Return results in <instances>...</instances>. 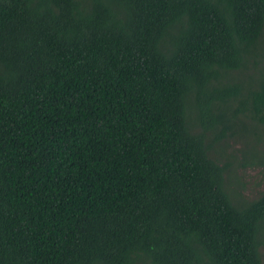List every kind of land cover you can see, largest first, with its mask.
Instances as JSON below:
<instances>
[{
	"label": "trees",
	"instance_id": "16d2710c",
	"mask_svg": "<svg viewBox=\"0 0 264 264\" xmlns=\"http://www.w3.org/2000/svg\"><path fill=\"white\" fill-rule=\"evenodd\" d=\"M248 165L264 0H0V264H264Z\"/></svg>",
	"mask_w": 264,
	"mask_h": 264
},
{
	"label": "rangeland",
	"instance_id": "374dc122",
	"mask_svg": "<svg viewBox=\"0 0 264 264\" xmlns=\"http://www.w3.org/2000/svg\"><path fill=\"white\" fill-rule=\"evenodd\" d=\"M242 129L241 126L235 130L236 135L234 138L230 139V148L227 150V153L230 152L233 153V155H237L238 161L241 160L247 152H252L251 150L256 143V140L250 136L254 130H250L245 134ZM256 148L259 150L262 149V147L259 146ZM235 176L239 179V185L234 186L233 189L242 197L238 196L240 201L244 202L243 200H245L246 202H252L258 199L260 194L264 191V172L263 168L260 166H238L236 167V173L231 174V180H233ZM260 252L264 261V248H261Z\"/></svg>",
	"mask_w": 264,
	"mask_h": 264
}]
</instances>
